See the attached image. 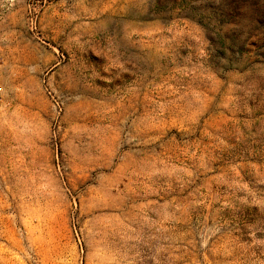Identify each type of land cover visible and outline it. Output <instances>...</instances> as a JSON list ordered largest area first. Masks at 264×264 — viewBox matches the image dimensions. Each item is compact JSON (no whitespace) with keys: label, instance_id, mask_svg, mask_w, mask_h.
<instances>
[{"label":"rangeland","instance_id":"obj_1","mask_svg":"<svg viewBox=\"0 0 264 264\" xmlns=\"http://www.w3.org/2000/svg\"><path fill=\"white\" fill-rule=\"evenodd\" d=\"M0 264H264V0H0Z\"/></svg>","mask_w":264,"mask_h":264},{"label":"built area","instance_id":"obj_2","mask_svg":"<svg viewBox=\"0 0 264 264\" xmlns=\"http://www.w3.org/2000/svg\"><path fill=\"white\" fill-rule=\"evenodd\" d=\"M2 89L0 88V91H1Z\"/></svg>","mask_w":264,"mask_h":264}]
</instances>
